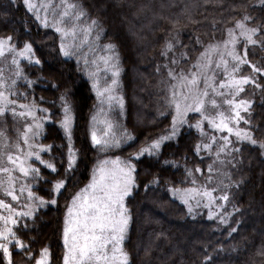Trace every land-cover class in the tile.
Instances as JSON below:
<instances>
[{"label": "trees", "instance_id": "obj_1", "mask_svg": "<svg viewBox=\"0 0 264 264\" xmlns=\"http://www.w3.org/2000/svg\"><path fill=\"white\" fill-rule=\"evenodd\" d=\"M78 2L87 12V19L99 22L103 29L101 42L116 45L120 66L118 82L126 114L123 130L135 137L119 149L105 151V157L130 159L142 146L170 129L171 114L160 115L167 96V69L163 65L168 61L161 55L167 41L175 44L178 39L180 45L186 46L179 48L177 54L179 51L189 54L190 60L179 65L187 72L206 46L226 39L227 29L233 28L244 16L254 18L248 22L250 27L264 25V6L260 0ZM5 36L13 37L17 49L23 48L25 42L32 43L41 60L40 65L22 64L23 73L28 69L24 76L22 73L21 77H15L14 69L7 70L4 76L8 83L17 80L14 89L17 95L11 99L17 104L34 103L36 108L47 109V113L38 111L41 118L50 117L42 119L39 143L52 146L51 152L42 153V157L51 160L57 172L51 173L40 166L45 180L33 185L36 195L45 200L50 199L52 183L65 177L69 142L60 127L63 118L60 97L67 95L71 103L73 148L77 158L67 177V191L56 198L55 205L46 204L32 218H17L21 219L18 234L30 245L33 260L13 249L14 264H34L45 247L50 251V264H62L61 233L66 207L70 197L88 182L97 161V149L92 145L89 131L97 107L93 81L83 65L78 66L72 58L60 53L59 36L53 30L38 28L22 0H16L15 4L0 0V37ZM243 47L244 42L239 43L241 54ZM248 52L251 63L264 64V50L249 47ZM157 66H160L159 72ZM240 74L251 75V69L244 65ZM259 79L264 83V77ZM28 80L34 82L30 87ZM241 97L250 100L252 108L250 116L243 113L250 123L241 121L239 127L250 131L258 142H264V91L247 85ZM197 119L199 115H194L191 122ZM0 126L13 140L17 130L24 128V121L8 113L0 120ZM204 130L207 136L203 138L196 129L184 130L176 141L160 149L159 156L145 154L139 160L130 159L136 168V187L127 198L131 222L124 247L131 264H264V255L259 254L264 249V150L248 142L234 141L230 152L221 153L222 161L230 153L227 164H217L218 170L211 181L220 182L223 194L229 197L224 204H218L222 209L220 217L210 220L205 207L190 214L169 191L195 188L197 181L199 185L205 179L208 181L207 169L213 162L212 157L206 152L199 156L194 152L196 144L209 142L207 122ZM197 167L201 172H195ZM185 169L193 171V176H187ZM154 179L159 183H153ZM193 179L195 184L191 182ZM221 217L223 222L217 220ZM24 223L27 229L22 227Z\"/></svg>", "mask_w": 264, "mask_h": 264}, {"label": "snow or ice", "instance_id": "obj_2", "mask_svg": "<svg viewBox=\"0 0 264 264\" xmlns=\"http://www.w3.org/2000/svg\"><path fill=\"white\" fill-rule=\"evenodd\" d=\"M11 2L15 4L16 0ZM260 4L264 6V0H260ZM22 5L34 17L38 28L51 29L59 36V50L64 57L69 59L77 57L78 66L83 62L89 78L93 81L92 87L98 99L105 98L101 103L106 100L111 107V102L117 101L123 110V98L113 94L120 75L116 45L99 43L103 29L97 20L89 18L86 21L88 14L78 0H22ZM253 19L246 15L236 22L235 28L227 29L228 38L205 47L187 72L179 68V65L190 60L189 54L185 51H179L177 54L179 48L186 46L180 45L178 39L175 44L171 41L166 42L161 55L168 61L163 65L167 69V96L160 115L171 114V126L164 134L142 146L132 156L133 159L139 160L145 154L159 156L162 144L174 139L179 127L189 124V113L199 114L197 122L189 124V127L196 128L202 138L207 136L204 130V123L207 122L214 131L227 132L228 136L235 135L238 141H247L264 150V142H258L250 131L239 127L241 121L244 124L250 123L242 113L250 116L252 104L249 100L242 97L237 99V97H240L247 85H253L264 91V83L259 79L264 77V64L251 63L248 59L249 47L264 50V25L250 27L248 22ZM241 39L244 41L243 54L237 48ZM196 43H200L199 38ZM97 52L104 54L97 55ZM9 55L11 64L15 66L14 75L17 78L23 73L21 60H26L28 64L41 63L32 43L25 42L23 48L17 49L12 36L0 37V58H7ZM244 65L251 69V75L240 74ZM213 68L223 69L226 75L222 81H217ZM4 71L5 69L0 68V117H6L11 113L13 118L29 116L33 120L32 124L17 130L15 141H11L6 132L0 130V253H2L0 264H14L13 249L27 254L29 261L33 260L30 245L17 231L21 227V219L32 218L39 208L49 203L52 205L57 203L56 198L67 191V177L73 171L77 157L72 146V107L67 95H62L60 101L63 118L60 120V127L69 142L65 177L56 179L52 183L50 199L45 200L36 195L33 185L45 180L40 166L50 170L51 173L57 172L56 165L51 160L43 159L41 155V153H50L52 146L35 143L37 137L41 135L43 123L36 118L33 109L44 113H47V109L36 108L34 103L31 106L17 104L16 100L11 99L10 97L17 95L14 91L17 80L12 79L11 83H8ZM159 71L160 66H157V72ZM101 73L104 75L101 76ZM109 73L112 77L110 85H108ZM102 79L106 85L103 88H101ZM27 83L30 87L34 82L28 80ZM216 97H224L222 103L228 106L227 113L221 110V103ZM17 107L24 111L17 112ZM210 110H215L214 114ZM46 118L50 117L41 119ZM92 120L95 122L96 116H93ZM113 127L114 125L109 123L108 132L105 133V136L111 133L110 139H99L93 131L91 136L93 147L99 146L101 149L119 147L121 140L131 142L135 139L126 130L120 138H117L112 131ZM228 136L221 137L224 143L217 148L216 160L213 164L224 163L220 160V155L225 153L231 144ZM216 143L217 139L212 135L209 142L196 144L194 152L197 156L201 152L211 154ZM232 151L239 152L240 149L232 148ZM167 163L169 161H165V164ZM213 164H209L207 169L209 183L214 175ZM135 171L133 164L121 161L119 158L114 161L105 160L93 170L90 182L70 197L62 233L64 248L62 264H131L124 242L131 222L126 199L132 195L136 187V178L133 175ZM185 171L187 176H193V171L188 169ZM195 172H201V169L197 167ZM152 182L159 183V180L154 179ZM191 182L196 183L195 179ZM169 191L187 207L190 214L194 206L203 204V207L209 209L210 220L214 218L211 208L216 200L229 199L226 194L220 197L213 196L217 189L213 187L209 190L207 185L201 188H172ZM25 194L26 200L30 203L23 205L26 211H19L17 206ZM22 227L27 229V223ZM259 254L264 255V249ZM50 259L49 248L45 247L34 264H50Z\"/></svg>", "mask_w": 264, "mask_h": 264}, {"label": "rangeland", "instance_id": "obj_3", "mask_svg": "<svg viewBox=\"0 0 264 264\" xmlns=\"http://www.w3.org/2000/svg\"><path fill=\"white\" fill-rule=\"evenodd\" d=\"M85 19H86V21L88 20L87 18H85ZM233 28H235V26ZM236 33L238 35V33H239V30L238 29L236 30ZM227 38L228 37H226V39ZM222 41H220V42H222ZM241 42H244V41L241 39L240 43ZM99 43L101 45H104L101 42V40L99 41ZM217 43H219V42H217ZM238 45H237V48H238ZM103 54H104L103 52H97V55H103ZM72 59L77 62V57L74 56ZM214 59H215V57H214ZM20 63H21V65L22 64L25 65V67H30L31 66V64H28V62L26 60H21ZM80 64L83 65V62H81ZM119 67L120 66L118 65V68ZM0 68L5 69L4 73H6L7 70L10 71V70H13L14 69V71H15V66H13L11 64V56L10 55L7 58H0ZM121 70L123 71L122 66H121ZM14 71H11V73H13ZM27 71H28V69H24V73H26ZM213 71L216 73V78H217V81L218 82L219 81H222L223 78H224V75H226V74L223 73V69L222 68L221 69H215V68H213ZM24 73H23V76H24ZM103 75L104 74L101 73V76H103ZM136 78H137V80L139 79L138 73H137ZM111 79H112V77H111V75L109 73L108 74V85L111 84ZM119 83L120 82H118V86L115 88L114 93H113L117 97H121V94H120L121 93L120 92V84ZM92 84H93V82H92ZM104 86H106V85L104 84V81L102 79L101 80V88H103ZM225 91H227V90H225ZM94 93L96 95V92L95 91H94ZM96 99H97V107H96L95 112L93 113V115L91 117V124H90V129H89V131H90V137L92 136V132L95 131L96 132V135H97V138H99V139H110L111 133H109L108 136H105V133L108 132V124L111 123L112 125H114L112 131L115 133V135H116L117 138H120L121 137V134L124 132V130H123V123H125L124 122V117H126V114H125V111H124V107H123V110H121V108L119 106V103L117 101H112L111 102V107H109V102H107L106 100L102 104L101 103V100L102 99H105V98L102 97V98H99L98 99L97 95H96ZM216 99L218 100V102L221 103V110L222 111H225L227 113L228 112V106L226 104H223L222 103L224 97H216ZM237 99H239V97H237ZM123 104H124V102H123ZM20 111H24V109H20V108L17 107V112H20ZM33 111L35 113L36 118L38 120H40L41 123H43V120L41 119V116L38 114V111H36L35 109H33ZM210 112L212 114H214L215 110H210ZM194 115H199V114L198 113H189V116H188L189 124H195L197 122V121L191 122V117H193ZM242 115H243V113H242ZM93 116H96V121L95 122H93V120H92ZM18 118L20 120L24 121V127L27 124H32L33 123L32 118L29 117V116H24V117H19L18 116ZM1 119H2V117H0V120ZM189 124H184L183 126L179 127L178 132H177V135L175 136V138L172 139V140H170V141L164 142L162 144L161 148H163L164 145H166V144H169L171 142L176 141L184 130L196 129L194 127H189ZM72 127H73V125H72ZM208 132L211 134V136L212 135H215V137L217 139V143H216L217 146H213L212 152H211V154H209L212 157V160L215 161L216 160V150H217V148L220 145H222L224 143V141H223V139L221 137L228 136V133L227 132L214 131L211 128H210V130H208ZM41 133H42V131H41ZM40 137H41V135L39 137H37L35 143L40 144L39 143ZM228 138L231 141V144L229 145L228 149L226 150V152H225L226 154L228 152H230L231 146L234 143V141L240 142V141L237 140V138L235 137V135L228 136ZM11 141H15V139H13ZM244 142H247V141H244ZM73 143H74V141H73V130H72V146H73ZM127 143H129V142L128 141L121 140V145L119 147H111V148H108V149H101L99 146L95 147L97 149L96 150L97 151V161H96L95 166L92 169V173H93V170L96 169L105 160H107V161H114L117 158H119L121 161L129 162V163L133 164L132 161L130 160V159H132V156L133 155H131V158L130 159H126V158H123L121 156L114 157V155H112L111 157H105V156H103V153L105 151H107V150H113L115 148H118L119 149V148H121V146H123L124 144H127ZM206 153H208V152H206ZM41 155H42V153H41ZM229 155H230V153L224 159L225 164H227ZM220 160H221V157H220ZM212 164H213V162H212ZM217 164L218 163L213 164L214 174L218 170ZM92 173H91V177H92ZM133 175L135 176V173ZM91 177L89 178L88 182L82 188H84L90 182ZM207 177H208V175H207ZM204 185H207V187H208L209 190H211L213 187H215L217 189V191H215L213 193V196L220 197V196L224 195L223 194V190H222V185L220 184V182H211V183H209L205 179V182L203 184H200V185H199V182L197 181V185L195 186V188H201ZM181 189H187V188H181ZM203 202H206V201H203ZM225 202L226 201L220 200V199H217L216 200L215 204L211 208V211H212L214 217H220V214H221L222 209L218 206V204H224ZM25 203H30L29 201L26 200V194H25V197H21V201H20V204L17 206V210H19V211H26L27 209L23 207V205ZM69 203H68L66 209L68 208ZM192 203H193V205H195V202L194 201ZM126 204H127V199H126ZM127 206H128V204H127ZM198 208H203V204H201V206H194L193 212H196ZM207 211L209 212V209L208 208H207ZM66 213H67V210L65 212V216H66ZM191 214H193V213H191ZM65 216H64V219H65ZM217 220L218 221H223L224 219H223V217H221V218H217ZM63 227H64V220H63ZM62 233H63V228H62ZM62 233H61V238H62ZM62 243H63V239H62Z\"/></svg>", "mask_w": 264, "mask_h": 264}]
</instances>
